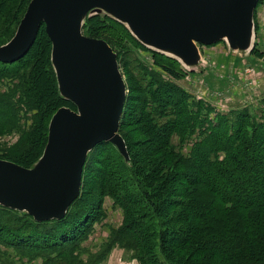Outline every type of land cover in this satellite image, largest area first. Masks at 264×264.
Returning a JSON list of instances; mask_svg holds the SVG:
<instances>
[{
    "label": "trees",
    "instance_id": "16d2710c",
    "mask_svg": "<svg viewBox=\"0 0 264 264\" xmlns=\"http://www.w3.org/2000/svg\"><path fill=\"white\" fill-rule=\"evenodd\" d=\"M91 20L87 18L86 22ZM99 31L94 27L89 33ZM32 59L37 69L33 63H22L24 71L19 73L17 91L20 89L26 96L28 108L38 111L24 148L31 146L33 152L36 143L45 139L46 144L49 106L56 100L74 110L75 107L58 91L50 56L45 89H53V94L47 96L48 102H42L44 93H36L33 69L39 74L46 63ZM7 65L0 63V77L9 74ZM152 81L158 78L153 76ZM163 87L157 88L160 94L151 92L152 97L156 93L154 101L141 100L143 152L132 151L125 140L129 157L126 162L113 146L122 159L114 164L121 184H112L107 173L101 174V168L96 170L99 185L95 204H87L79 194L63 218L46 221H36L25 212L0 205L2 257H21L28 264H100L117 246L132 252V259L139 264H264V109L258 117L240 110L233 117L216 114L212 119L211 110L201 103L193 112L176 86ZM167 90L171 92L168 98ZM10 93L0 95V122L10 120L8 125L17 121L14 93ZM196 131L202 138L186 156L174 146L171 137L183 143ZM105 144L112 146L102 142L89 153ZM89 153L83 170L86 164L91 167ZM158 153L165 155L164 159L153 160ZM98 161L100 166L104 164ZM143 166L151 169L149 173ZM243 195L250 201H244ZM105 196L122 209L123 224L112 232L101 250L84 261L78 257L81 245L94 223L103 217L101 203Z\"/></svg>",
    "mask_w": 264,
    "mask_h": 264
},
{
    "label": "water",
    "instance_id": "95a60500",
    "mask_svg": "<svg viewBox=\"0 0 264 264\" xmlns=\"http://www.w3.org/2000/svg\"><path fill=\"white\" fill-rule=\"evenodd\" d=\"M257 1L31 0L15 36L0 47V62L24 57L43 25L58 91L75 111L55 112L43 154L32 168L0 160V205L36 221L61 219L79 197L86 157L96 145L109 142L129 160L118 134L126 88L116 55L81 32L92 11L127 25L143 46L195 66V43L225 41L233 50H247Z\"/></svg>",
    "mask_w": 264,
    "mask_h": 264
},
{
    "label": "rangeland",
    "instance_id": "374dc122",
    "mask_svg": "<svg viewBox=\"0 0 264 264\" xmlns=\"http://www.w3.org/2000/svg\"><path fill=\"white\" fill-rule=\"evenodd\" d=\"M30 1L0 0V47L9 43L15 36ZM96 17L97 19H94ZM87 18H93V20L86 22ZM252 21L254 42L250 50H233L229 48L225 41H219L211 45L195 43L198 50V60L194 64L195 66H186L175 57L143 46L132 35L127 25L116 21L111 16L96 11H92L86 16L81 27L82 34L105 42L116 55L119 72L126 88L123 106L124 113L122 110L123 116L121 115L120 118L122 120L118 134L124 139V143L126 140V145L130 146L132 151L136 153L139 151L143 152L141 139L143 138L144 140L145 137H142L140 126L142 123L140 116L141 100L154 101L153 97L156 96V93L152 97L151 92L160 94L161 91H157V88L165 85L167 87L174 85L179 88L186 96L189 108L193 112H195L196 104L198 103L210 109L209 118L213 119L216 114L232 115L231 117H233L240 110H248L251 116L258 117L264 109V0L257 1ZM94 27L101 30L95 33L96 35L90 34L93 33ZM44 32L42 26L31 51L27 52L24 57L18 61L4 63L8 64L5 68L9 71V74L0 77V95L10 92L14 93L12 98H14L13 103L17 109L15 110L17 123L14 121L13 124L8 125L10 120L0 122V128H2L0 129V160L26 169L32 168L39 161L41 157H38L41 155L42 150L44 151L46 144L44 139L43 142L35 144L36 147L34 146L35 150L33 152L31 151V146L24 150L26 144L30 141L29 137L31 135L28 133L33 127L34 117L38 111L25 105L26 96L23 95L20 89L17 91L18 78H20L19 73L24 71L22 63H33V57L45 62L46 64L39 66L41 68V73L39 74L36 71V63H33V66L36 67V69H33V71L35 70L33 81L36 84L37 95L39 93L40 96V91L43 90L44 98H42V102L45 100L48 102L47 96L53 94V89H45V84L48 81L47 75L49 74V71L46 70L49 69L47 59L50 56L51 63L52 47ZM18 63L20 65L14 67ZM33 71L30 70L31 73ZM153 76L158 78V81L153 83ZM170 93L167 90L165 97L168 98ZM170 99L172 98L170 97ZM60 108H69L75 111L65 103H58L55 100V103L49 106L46 113L48 115L47 122H45L47 136L51 118ZM202 113L204 114V109ZM165 119L166 117H163V120ZM171 138L174 146L178 147L182 154L188 156L193 144L202 137L196 131L183 143H180L176 136ZM113 146L105 144L88 155L87 160H89L91 167L86 164V169L83 170L80 190V196L87 204H95L98 198L99 181L94 176V174L98 173L97 169L101 168V174L107 173L108 180L112 184H121L119 182L120 172L114 171V164H119L122 159L118 155L116 147L114 146V148ZM164 157L165 155L158 153L153 155L152 159H164ZM23 158L25 160H21ZM96 160L103 161L104 164L100 166ZM31 165L32 167H30ZM143 167L147 173L151 170L148 166ZM241 198L246 202L250 201V197L247 195H243ZM102 199L103 217L94 223L91 234L81 245L83 250H81L78 257L84 261L90 255L96 254L101 250L108 243L112 232L119 229L123 224L122 209L109 196H105ZM113 249L122 250L128 259H132V252L125 251L117 246L112 248L111 251ZM111 251L100 264L107 260ZM0 264L28 263L21 257L4 258L0 255ZM30 264H41V262L33 261Z\"/></svg>",
    "mask_w": 264,
    "mask_h": 264
},
{
    "label": "crops",
    "instance_id": "0c3cea01",
    "mask_svg": "<svg viewBox=\"0 0 264 264\" xmlns=\"http://www.w3.org/2000/svg\"><path fill=\"white\" fill-rule=\"evenodd\" d=\"M103 264H138V263L133 259H128L122 250L113 249L109 254L107 260Z\"/></svg>",
    "mask_w": 264,
    "mask_h": 264
},
{
    "label": "bare ground",
    "instance_id": "6f19581e",
    "mask_svg": "<svg viewBox=\"0 0 264 264\" xmlns=\"http://www.w3.org/2000/svg\"><path fill=\"white\" fill-rule=\"evenodd\" d=\"M253 42H254V32L252 30L251 35H250V38H249V46H248L247 50H250V48L253 45ZM164 54L169 55L171 57H174L170 52H164Z\"/></svg>",
    "mask_w": 264,
    "mask_h": 264
}]
</instances>
